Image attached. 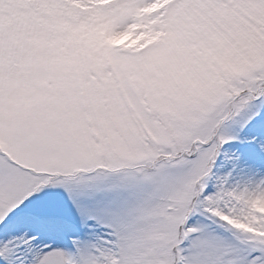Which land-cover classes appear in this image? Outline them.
<instances>
[{"label":"snow or ice","instance_id":"snow-or-ice-1","mask_svg":"<svg viewBox=\"0 0 264 264\" xmlns=\"http://www.w3.org/2000/svg\"><path fill=\"white\" fill-rule=\"evenodd\" d=\"M0 264H264V0H0Z\"/></svg>","mask_w":264,"mask_h":264}]
</instances>
